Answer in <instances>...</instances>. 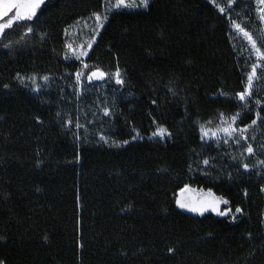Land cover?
<instances>
[{
    "label": "trees",
    "instance_id": "1",
    "mask_svg": "<svg viewBox=\"0 0 264 264\" xmlns=\"http://www.w3.org/2000/svg\"><path fill=\"white\" fill-rule=\"evenodd\" d=\"M103 5L48 0L37 18L0 37V260L264 264V174L255 167L264 159V112L248 134L251 171L239 167L242 147L199 136L200 124L240 110L234 94L253 62L230 19L206 0H150L145 10L113 12L85 63L106 72L119 66L125 85L107 83L102 95L103 83L88 85L92 94L79 100L81 66L64 58L65 29ZM230 11L249 30L256 24L252 0H237ZM28 26L33 32L25 34ZM33 77L38 92L25 83ZM261 89L264 97L259 84L252 100L263 99ZM250 108L243 124L255 118L253 102ZM77 119L84 127H75ZM157 124L171 137L149 139ZM133 129L140 140L132 141ZM123 140L129 143L110 146ZM213 157L202 174L197 163ZM185 184L229 200L235 220L180 210L175 198Z\"/></svg>",
    "mask_w": 264,
    "mask_h": 264
},
{
    "label": "snow or ice",
    "instance_id": "2",
    "mask_svg": "<svg viewBox=\"0 0 264 264\" xmlns=\"http://www.w3.org/2000/svg\"><path fill=\"white\" fill-rule=\"evenodd\" d=\"M255 2V12L257 14L256 19L260 21L262 25H264V0H254ZM48 0H0V37L5 35L6 30L13 28L14 25H19L20 22L23 21H32L34 18H37V13L42 9V6H47ZM209 3L214 4L220 13H226L227 9H231L234 4L237 3V0H228L227 9L225 7L220 6L216 3V0H209ZM150 5V0H105V9L104 12H93L92 18L94 19V27H91L89 30L91 35L86 40H82L75 47L73 43H67L66 48L68 52L71 53V58L79 60L81 62L82 68L81 70L75 73V83L77 86L82 87V78L87 77V81L89 84L94 81H104L106 79H114L115 83L120 86L125 85V79L123 73L121 72L119 66L116 67L114 72H106L101 69L99 66H89L85 63L81 58L88 55V50L92 49L94 43L96 42L97 36L100 34V30L104 28L105 23L109 20V15L114 11H118L120 9H133V8H143L148 9ZM11 14V15H10ZM7 18V19H5ZM81 21H77L76 25L73 27L79 26ZM84 27L89 28L87 21H83ZM230 26L235 30L237 34H242V36L247 40L248 45L250 46V54L254 55L255 61L247 65L250 67V71L245 73L246 81L244 82L243 89L234 94V98L238 102L240 107L239 111H236L229 117H225L224 113L219 114L220 125H218L215 130L212 128L206 127L204 124H200V139L202 141L206 140H215L217 143L221 138L226 137L224 139V143H228L229 140L233 141L237 146L243 148V152L241 153V159L239 160V167H242L246 172L251 171L253 166L249 165L246 161V157L244 153H247L248 156H255V150L252 143H249V133L250 129L253 126L257 125V122L262 119L261 113L264 112V101L259 99L252 100L253 92H254V83L255 81L261 78V75L258 74V70L260 73H264V50L260 46H258L257 38H254L253 33L248 29V26L245 22H237L236 19L230 20ZM261 38H264V28L259 29ZM33 32V28L31 26L27 27L26 33L29 34ZM65 34L68 35V29H65ZM10 45H4L5 48H8ZM65 59H69V55L65 54ZM251 58V56H250ZM21 84L24 83V77H21L17 74L16 77ZM32 83L34 85L33 91H39L40 86L36 83V78L33 77ZM43 81L48 82L49 77L43 76L41 78ZM9 85L5 84L4 88H8ZM172 91L171 89H169ZM175 94V93H173ZM221 95H227L226 93L221 92ZM77 95H80L78 92ZM250 102H254L256 108L258 110L255 111V118L251 119L249 124H243L244 119L247 117L248 113L252 111L250 108ZM153 104L156 101H152ZM59 115V113L57 114ZM103 115L105 117H110L112 115V111L108 107L103 108ZM243 126H237V122ZM67 125H71L73 123L72 119L69 118L66 121ZM153 123H156L153 120ZM211 124V121H208ZM75 127L80 129L84 127L81 125L77 119L75 123ZM86 130V129H85ZM136 133L132 136V139L135 140L139 137V132L136 129H133ZM77 135V139H79V135ZM172 133L166 128L159 124H157L155 131L152 132V137H159L161 139L170 138ZM101 139L108 143V140L101 135ZM252 140H255V137H251ZM129 140H123L119 143L112 142L110 146L120 147L121 145H127ZM215 158H204L202 161L197 163V167L200 168L202 164L203 167L200 168L202 174H207V169L214 167L213 161ZM233 161H237L236 156H232ZM260 171H257V175L264 174V159H260L257 161V165L255 166ZM189 170L191 171V166H189ZM261 191H264V187L261 188ZM245 194H247L245 192ZM175 203L177 207L181 209H186L189 212L197 213L203 216L206 212H214L218 216H229L232 215L233 210L231 207L222 208L221 205L228 206L230 201L225 199L222 196H217L211 189H208L206 192L203 189H194L190 185L185 184L181 187L176 193ZM235 213H242L243 209L240 207L235 208ZM235 215H232V219L235 220ZM2 239V237H0ZM173 249H169V252H172ZM0 264H4V261L0 260Z\"/></svg>",
    "mask_w": 264,
    "mask_h": 264
},
{
    "label": "rangeland",
    "instance_id": "3",
    "mask_svg": "<svg viewBox=\"0 0 264 264\" xmlns=\"http://www.w3.org/2000/svg\"><path fill=\"white\" fill-rule=\"evenodd\" d=\"M208 3H209V0H206ZM253 1V4H254V9H255V7H256V5H255V2H254V0H252ZM216 3L217 4H219L220 6H222V7H225L226 9H227V4H228V0H216ZM211 4V3H210ZM212 6H214L215 8H216V10L219 12V10H218V8L214 5V4H211ZM104 9H105V0H104V5H103V9H102V11H101V13H103L104 12ZM120 10H124V11H126V12H134V11H138V10H145V9H143V8H133V9H120ZM231 9H227V11H226V13H224V14H222V13H220V14H222V15H226L227 16V19H230L231 20V11H230ZM115 12V11H114ZM112 14V13H111ZM110 14V15H111ZM11 15V14H10ZM109 15V16H110ZM255 16H257V14H256V12H255ZM5 19H7V18H5ZM256 19V18H255ZM78 21H81V23L79 24V26H77V27H73V26H75L76 25V22L75 23H73L72 25H70L67 29H68V32H69V34L68 35H66L65 34V36H64V39H65V54L67 53L68 55H69V59H65V60H67V61H76V62H79L80 63V69L79 70H81V68H82V65H81V62L79 61V60H76V59H74V58H71V53L70 52H68V50H67V48H66V44L67 43H73V46L75 47L77 44H79L82 40H86L87 38H89L90 37V35H91V32H90V28L91 27H94V19L92 18V15L91 16H89V17H87V18H85V19H81V20H78ZM83 21H87V23H88V25H89V28H85L84 27V24H83ZM106 24V23H105ZM230 28H231V32H232V36L235 38V39H237V40H241L242 41V45H244V47H245V49L248 51V53L250 54V51H249V49H250V46L248 45V42H247V40L242 36V34H237L236 32H235V30L230 26ZM261 28H264V25H262L261 23H260V21L258 20V19H256V24L255 25H253L252 27H251V29H250V31L253 33V35H254V38H257V40H258V46H260L261 48H262V50H264V38H261V34H260V31H259V29H261ZM103 29H101L100 30V33H101V31H102ZM97 38H98V36H97ZM97 38H96V40H97ZM90 51H91V49L90 50H88V55H89V53H90ZM87 55V56H88ZM87 56H85V57H82L81 59L85 62V60H86V58H87ZM250 56H251V58H252V60H253V62L255 61V57H254V55H251L250 54ZM258 74H260L261 75V78L259 79V80H257V81H255V83H254V90H256V87H259V84H261V86H262V88H263V86H264V73H260L259 72V70H258ZM38 82V80L36 79V83ZM25 83H29L31 86H33L34 87V85H33V83H32V79L30 78V79H27L26 81H25ZM107 83H109V84H111L112 86H114V87H121L120 85H117L116 83H115V81H114V79H106L104 82H103V84L102 85H99L100 87L98 88V89H96L97 90V92L98 93H100V95H102L103 93H104V91H105V88H106V84ZM262 90L263 89H261V91L259 90V93H260V96H262ZM75 92H76V96H77V98L80 100V99H83V98H85V96H89L90 94H92L91 93V90L88 88V81H87V77L85 76V77H83L82 78V87H79V86H77L76 85V83H75ZM80 93V95H77V93ZM263 97V96H262ZM254 101V100H253ZM261 101H264V97H263V99L261 100ZM254 103V102H253ZM91 105H89V107L87 108V110H90L91 109ZM255 107H256V105H255ZM262 107H264V105H262ZM256 110H258L257 108H256ZM94 111H96V110H94ZM226 118L227 117H229V116H225ZM218 125H220V119H219V116L217 117V120H216V124H212V125H205L206 127H208V128H212L213 130H215V128L218 126ZM254 127V126H253ZM252 127V128H253ZM252 128L250 129V131H249V133L251 132V130H252ZM249 133H247V135L249 134ZM201 135V133H200V130H199V136ZM141 138L140 137H138L137 139H135V140H132V141H138V140H140ZM149 139H155V140H163V139H161V138H159V137H152V135L149 137ZM165 139V138H164ZM224 139H227L226 137H224V138H221L220 140H219V142H224ZM203 142H206V143H208V142H215V143H217V141H215V140H206V141H203ZM205 191V190H204ZM206 192V191H205ZM263 194H264V191H263ZM221 207L222 208H224V207H226V206H224V205H221ZM179 208V207H178ZM180 210H183V211H185V212H187V213H190V214H192V215H198V216H200L199 214H197V213H192V212H189V211H187L186 209H181V208H179ZM208 213H211V214H213V215H215V216H217V217H226V216H218V215H216L214 212H206L205 214H208Z\"/></svg>",
    "mask_w": 264,
    "mask_h": 264
},
{
    "label": "water",
    "instance_id": "4",
    "mask_svg": "<svg viewBox=\"0 0 264 264\" xmlns=\"http://www.w3.org/2000/svg\"><path fill=\"white\" fill-rule=\"evenodd\" d=\"M105 81V80H104ZM104 81H94L93 83L89 84L88 85H92V84H102Z\"/></svg>",
    "mask_w": 264,
    "mask_h": 264
}]
</instances>
